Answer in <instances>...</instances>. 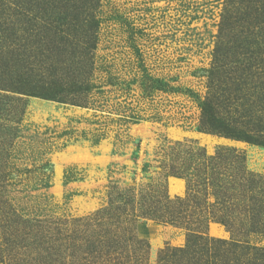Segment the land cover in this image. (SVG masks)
Wrapping results in <instances>:
<instances>
[{
	"label": "rangeland",
	"instance_id": "rangeland-1",
	"mask_svg": "<svg viewBox=\"0 0 264 264\" xmlns=\"http://www.w3.org/2000/svg\"><path fill=\"white\" fill-rule=\"evenodd\" d=\"M227 5V0H99L92 11L98 21L95 49L68 50L69 58L80 62L75 75L91 86L89 91L77 92L76 87L66 97L69 102L58 103L0 90V244L12 231L7 218L21 215L33 221V237H41L43 231L36 221L52 233L60 228L63 234L53 245H64L65 254L72 251L70 237L84 247L85 238L102 241L117 235L125 240L133 234L149 245L141 264H159L161 251L185 248L186 229L195 230L196 219L203 217L204 236L218 245L209 264L251 263L252 248L264 249V234L241 217L246 227L236 221L239 232L232 235L216 222L226 204L208 207L216 199L211 178L217 175L215 184L222 187L231 173L223 165L210 164L219 150H236L246 172L264 177V148L213 132L200 107L212 82L219 86L218 95L227 89L212 102L227 123L250 127L257 119L250 107L255 113L260 109L256 103L264 93L263 41L253 48L258 55L252 65L257 79L240 85L239 91L235 69L216 81L207 77L215 64ZM8 33H0V68L2 62L12 65L9 58L16 59L19 42H8ZM238 35L235 42L222 39L231 48L224 56L228 62L242 56L241 46L236 48ZM41 51L28 55L36 63L45 61ZM68 84L72 91L74 85ZM188 181L195 199L183 205ZM205 205L209 213H201ZM109 206L102 219L93 218ZM236 210H241V198L233 202L232 211ZM233 239L239 246L236 252L221 244ZM41 242L33 243V259H43L48 252V244ZM25 251L23 247L19 256ZM185 256L181 264H193L191 253Z\"/></svg>",
	"mask_w": 264,
	"mask_h": 264
},
{
	"label": "trees",
	"instance_id": "trees-1",
	"mask_svg": "<svg viewBox=\"0 0 264 264\" xmlns=\"http://www.w3.org/2000/svg\"><path fill=\"white\" fill-rule=\"evenodd\" d=\"M98 1L1 0L0 33L9 31L7 41L9 39L8 42L19 43L14 50L16 59L7 58L13 60L12 65L9 66L6 62H2L0 90L58 103L69 102L66 97L70 92L74 93L73 90L76 87H78L77 92L89 91L91 86L87 85V82H82L81 79L78 80V76L75 75L76 66L80 62L70 59L68 50L78 47L89 52L95 49V30L98 28V21H96L92 11L98 5ZM227 2L228 7L225 9L219 25V44L214 51L215 64L208 70L207 77L210 81H216L224 73L235 69L233 77L236 76L233 80L238 86L236 90L239 91L241 89L240 85L246 86L248 81L257 79V73L253 71V66L258 55L253 52V48L260 42H264V0H227ZM12 5L14 8H11ZM235 29L237 32H235ZM237 35L241 38L239 37L240 41L236 48L239 49L237 46H241L242 58L239 57L232 62H228L224 60V56L226 51L231 48L226 47L222 39L225 37L227 43L230 40L235 42ZM16 50L22 51L17 52ZM220 50L222 54H220ZM31 51L44 52V59L46 60L40 59L36 63L32 56L28 55ZM228 63L231 65L229 66ZM37 64H40L39 68H37ZM65 64H69L66 69L64 68ZM237 72H240V76L237 75ZM69 82L74 85L72 91H69ZM209 87L206 98L200 104L208 127L219 135L264 148V93L260 94L256 103L260 109L256 108L255 113V107H250L249 113L251 116L257 117L256 121L250 127L249 125H242L240 128L219 117L216 112V105L212 104L216 101L217 96H225L227 89L224 88L223 93L218 95V85L210 82ZM252 88L255 93V85ZM242 98L247 99L246 96ZM222 157H225L224 163L220 162ZM209 160L213 168L223 165L231 171L222 187H217L218 185L215 184L218 182L217 175L211 178L213 179L211 183L209 182L210 189L213 190L211 192H213L212 194L215 195L216 199L215 204H209L208 207L212 209L221 204L223 206L226 204L223 214L217 217L216 222L226 227L234 235L239 232L238 228L235 227L236 221L241 225V228L246 227L245 222L241 223V217H243L251 228H259V235L264 234V177L246 172L244 158L232 148L219 150ZM46 167L51 168L50 165H46ZM193 188H191L190 181H188L189 194L186 200L183 201V205L195 199L192 194ZM240 193L241 195H238ZM246 194L248 196L243 201L242 198ZM239 198H241V210L232 211L233 202ZM193 203L195 206H200L199 203ZM110 210L111 206L102 210L93 218L98 220L101 215L107 214ZM206 211L209 213L205 205L204 211L201 210V213ZM149 213L150 211L147 212V214ZM210 214L212 215V213ZM126 219L125 221H119L120 224L126 222ZM205 219L203 217L196 219L197 227L195 230H191L190 227L186 229L188 233L184 249L166 248L161 251L159 253V264H181L188 253L193 256V264H209L208 259L218 245L214 240H209L204 236L207 228ZM59 222L61 221H52L55 225L61 224ZM6 223L12 231L11 234L3 238V244H0V263L5 264H35V262H32V247L34 241L38 239L42 240L41 244H48L49 246V249L47 248L48 252H45L47 249L43 251L45 252L43 259L39 257L33 259L39 261L38 264H141L146 258V251L149 248L146 240L139 239L133 234L125 240H121L117 235L102 241L85 238L84 247L81 243H77V239L70 237L72 244L69 248L72 251L65 254L66 251L64 252V250L66 248L64 245L59 244L57 248L53 245V242L60 240L58 237L63 234L60 228L55 227L53 229L50 227L53 229L52 233L49 231V227L42 226V221H36V226L43 231H41V237H33L31 235L33 221L24 220L21 215L11 214ZM18 223L22 224L20 228L16 226ZM128 223L132 226L135 220H128ZM26 228L30 229V233L26 232ZM53 236H55V239H53ZM45 239L48 240L44 242ZM72 239L76 241L75 244ZM26 240L28 242L23 243ZM221 244L230 246L235 252L239 248L234 239L232 242ZM3 246L5 247L3 248ZM23 247L26 251L20 257L19 251ZM52 250L56 253H52ZM252 250L254 251V257L250 264H264V249L252 248ZM56 254H58V259H54Z\"/></svg>",
	"mask_w": 264,
	"mask_h": 264
}]
</instances>
